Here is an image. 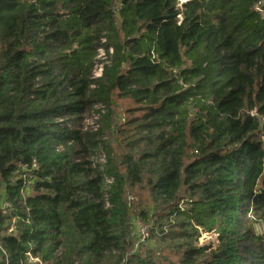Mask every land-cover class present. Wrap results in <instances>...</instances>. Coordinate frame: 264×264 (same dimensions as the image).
<instances>
[{"label": "trees", "instance_id": "obj_1", "mask_svg": "<svg viewBox=\"0 0 264 264\" xmlns=\"http://www.w3.org/2000/svg\"><path fill=\"white\" fill-rule=\"evenodd\" d=\"M263 138L264 0H0V264H264Z\"/></svg>", "mask_w": 264, "mask_h": 264}, {"label": "built area", "instance_id": "obj_2", "mask_svg": "<svg viewBox=\"0 0 264 264\" xmlns=\"http://www.w3.org/2000/svg\"><path fill=\"white\" fill-rule=\"evenodd\" d=\"M185 0H180L181 3H183ZM262 3H258L256 9L258 11H262L261 9ZM102 42H105V39L102 40ZM107 53L113 54V49L110 48L108 51L105 49V47H100L98 50V62L96 63L94 70H93V75L92 79L98 80L103 76V71H104V64L105 60L107 58ZM95 110V121L98 125H94L97 127H94L96 130L99 127V120L101 118V114L104 113V106L101 104H97L94 107ZM100 161L105 162L106 157L104 154L100 155ZM34 168H38L37 163H34L33 165ZM191 202L190 199H185L184 201H181L179 207L181 209L187 208L189 203ZM2 209L5 211L11 210L12 206L9 203L4 202L2 204ZM139 223V222H137ZM149 230L150 226L149 225H142V224H137L136 228H133V235L134 233L136 234L137 238L134 244V248L131 251L132 255H138L140 254L142 257H145V253L143 251V244L146 243V240L149 237Z\"/></svg>", "mask_w": 264, "mask_h": 264}, {"label": "rangeland", "instance_id": "obj_3", "mask_svg": "<svg viewBox=\"0 0 264 264\" xmlns=\"http://www.w3.org/2000/svg\"><path fill=\"white\" fill-rule=\"evenodd\" d=\"M130 107V103L127 102V101H118V107H116V114H115V119H114V127H117L121 122H124V119L127 117V114H126V109ZM94 125H98L95 121V110L94 108L92 110L89 111V113L86 114V120H85V123H84V131H96L94 129V127H97V126H94ZM107 139H109L111 141V143L113 145H116V139H115V133L112 132L111 135L110 133L107 135ZM264 139V138H263ZM99 161H100V156H99ZM29 184L31 185V182H29ZM146 196L148 197V193H146ZM133 199V198H132ZM138 199H133V201H137ZM139 200H141L139 198ZM142 202H144V200H141ZM139 223L137 222H134V226L133 228L135 229L136 228V225L137 224H142V225H149L150 226V230H149V237L148 239L146 240V243L145 245L143 246V251L144 253L149 250L150 248V238H151V234H152V222H144V221H138ZM254 228H255V231L256 233L258 234H263L264 233V222L263 221H258L254 224ZM136 233V232H135ZM134 233V237H135V241H136V234ZM201 243L203 244H209V243H216L215 241V236L214 235H208V234H203L202 237H201Z\"/></svg>", "mask_w": 264, "mask_h": 264}]
</instances>
